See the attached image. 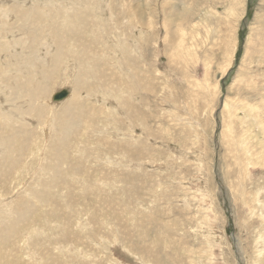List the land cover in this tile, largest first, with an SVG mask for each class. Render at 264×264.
Returning a JSON list of instances; mask_svg holds the SVG:
<instances>
[{"label": "rangeland", "instance_id": "obj_1", "mask_svg": "<svg viewBox=\"0 0 264 264\" xmlns=\"http://www.w3.org/2000/svg\"><path fill=\"white\" fill-rule=\"evenodd\" d=\"M0 264H264V0H0Z\"/></svg>", "mask_w": 264, "mask_h": 264}, {"label": "water", "instance_id": "obj_2", "mask_svg": "<svg viewBox=\"0 0 264 264\" xmlns=\"http://www.w3.org/2000/svg\"><path fill=\"white\" fill-rule=\"evenodd\" d=\"M67 95H68V91L61 90L52 96V102H59L63 100L65 97H67Z\"/></svg>", "mask_w": 264, "mask_h": 264}, {"label": "bare ground", "instance_id": "obj_3", "mask_svg": "<svg viewBox=\"0 0 264 264\" xmlns=\"http://www.w3.org/2000/svg\"><path fill=\"white\" fill-rule=\"evenodd\" d=\"M68 96V95H67ZM52 101V100H51ZM53 103V102H52Z\"/></svg>", "mask_w": 264, "mask_h": 264}]
</instances>
